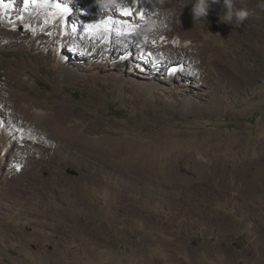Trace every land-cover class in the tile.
<instances>
[{
  "label": "rangeland",
  "instance_id": "374dc122",
  "mask_svg": "<svg viewBox=\"0 0 264 264\" xmlns=\"http://www.w3.org/2000/svg\"><path fill=\"white\" fill-rule=\"evenodd\" d=\"M192 2L129 0L123 16L94 0H5L0 75L23 86L0 109V264H264V15L248 9L240 27L259 38L245 43L223 0L195 21ZM109 17L127 22L121 35L92 38ZM25 105L50 115L46 132ZM71 125L78 147L54 133ZM106 140L133 146V163Z\"/></svg>",
  "mask_w": 264,
  "mask_h": 264
},
{
  "label": "bare ground",
  "instance_id": "6f19581e",
  "mask_svg": "<svg viewBox=\"0 0 264 264\" xmlns=\"http://www.w3.org/2000/svg\"><path fill=\"white\" fill-rule=\"evenodd\" d=\"M159 1V0H158ZM129 2V0H125V3ZM259 0H245V1H237L236 5L237 4H243L244 8H247V9H250L252 10L254 13H255V17L256 19H261L264 15V11H261L257 8V4H258ZM160 5V3H159ZM235 5V6H236ZM237 7V6H236ZM122 8V7H121ZM124 8V7H123ZM153 9V8H152ZM155 10V8H154ZM160 10V8H159ZM154 12V11H153ZM152 12V13H153ZM160 12V11H159ZM151 13V14H152ZM149 16V15H148ZM186 34H188V39H190V41H195L197 39H199V41L201 42L202 45H204L205 47L209 48V45L206 41L204 40H200V36L201 34L200 33H194V27L190 26V27H187L185 29ZM233 40H239V41H242V42H245V43H250L251 40H256V38L258 37V35L256 34V31L255 29H252V28H248V29H244V28H241L240 26L239 27H235L234 26V32H233ZM259 38V37H258ZM184 37L182 38L181 41H179V43L181 44L183 42ZM185 42V41H184ZM255 42V41H254ZM73 44V43H72ZM71 44V45H72ZM178 44V43H177ZM256 44V43H255ZM230 46L231 44L227 43V46ZM73 46V49L74 48H77V45H72ZM81 46V45H80ZM181 46V45H180ZM80 48V47H78ZM85 48V47H84ZM81 49V48H80ZM229 49V48H227ZM218 50V49H217ZM230 50V49H229ZM219 51V50H218ZM178 52V51H177ZM231 52V51H230ZM169 54V53H168ZM221 54V52H220ZM179 55V54H178ZM224 56V54H222ZM217 56H220V55H217ZM221 57V56H220ZM219 60L221 61H225L224 63L226 64V66H229L235 70H237V67H236V64L235 65H229L227 60L228 58L226 57L223 58H219ZM221 61V62H222ZM196 66V65H195ZM225 65L223 64H220V66L218 67L219 69L221 68V70H225L226 67H223ZM234 66V67H232ZM198 67V66H196ZM195 68V67H194ZM217 69V68H216ZM8 70V69H7ZM1 74V73H0ZM248 74V73H247ZM249 75V74H248ZM246 76V75H245ZM244 76V77H245ZM0 82L2 83L0 86V91H1V96H0V109L6 107V103L9 102L7 100L11 99L14 94H13V89L17 88L18 86H23L22 84V79L20 78V74L18 72H13L11 73L10 71H5L2 75H0ZM3 99V100H2ZM9 105V103H8ZM5 106V107H4ZM33 106V105H32ZM32 106H29V107H26L25 105V110H24V114L25 116L29 117L30 118V121L31 123L33 124V126L38 130V131H44L46 132L48 128V123L50 121V115H47V114H43V115H40V114H35L34 112H32L33 108ZM7 109V108H6ZM20 109V108H18ZM20 111V110H19ZM35 111V110H34ZM38 112V111H36ZM58 115V114H57ZM54 116V115H53ZM26 118V117H25ZM55 118V117H54ZM53 118V119H54ZM66 118V117H65ZM28 119V118H27ZM63 119V117H62ZM33 128V127H32ZM65 128V127H64ZM34 130V129H33ZM84 131V130H83ZM56 133L55 136L58 137L59 140L67 143V144H70L72 147H78L79 144H80V140H81V131L77 128V126L75 125H71V126H68V128L64 129V130H60L59 132H54ZM47 138V137H46ZM114 140V139H113ZM97 141V140H96ZM108 142H110L109 140L105 141L103 143V145L107 144ZM63 145V144H62ZM68 147V146H67ZM106 147V146H105ZM132 150L133 146H129ZM108 148L111 149V155L112 156V159L115 157V159L117 160V162L122 165L124 164L125 166H130L133 162H130V164L127 162V159H129V157L127 156V151L130 150V148H128V144L126 143V141H119V142H116L115 144H112V143H108ZM105 150V149H104ZM130 150V151H131ZM100 151V150H99ZM208 152V151H207ZM142 153V152H141ZM216 153V152H215ZM214 153V154H215ZM105 154V153H104ZM155 154V153H154ZM210 155V154H209ZM220 156V155H218ZM217 156V157H218ZM143 157V156H142ZM110 158V157H109ZM200 158V157H198ZM206 158V157H205ZM212 158V157H211ZM221 158V157H220ZM134 159V158H133ZM145 158H143L144 160ZM194 159V158H193ZM213 159V158H212ZM215 159V158H214ZM132 160V159H130ZM138 160V159H137ZM133 161V160H132ZM141 161V160H140ZM201 161V160H200ZM199 161V163H200ZM206 161V160H205ZM210 161V160H209ZM208 161V162H209ZM217 161V160H216ZM221 161V159H220ZM135 162V161H134ZM211 162V161H210ZM213 162V161H212ZM126 163H128V165H126ZM197 163V162H196ZM195 164V163H194ZM208 164V163H207ZM135 165L137 166H140L138 163H136ZM134 165V166H135ZM206 165V164H205ZM128 166V167H129ZM136 166V167H137ZM142 166V165H141ZM199 166V165H198ZM132 167V166H131ZM138 169V168H137ZM248 176H251V177H257L259 176V174L257 172H251ZM250 177V178H251ZM255 179V178H254ZM258 178H256L255 180H257Z\"/></svg>",
  "mask_w": 264,
  "mask_h": 264
},
{
  "label": "clouds",
  "instance_id": "9594fccd",
  "mask_svg": "<svg viewBox=\"0 0 264 264\" xmlns=\"http://www.w3.org/2000/svg\"><path fill=\"white\" fill-rule=\"evenodd\" d=\"M218 3H220V0H193V7L191 11L194 21L206 18L210 5ZM236 3L237 0H223V7L226 9V11L223 13L222 22L239 27L249 15H252V12L247 8H236ZM94 5L97 7L100 13H111L125 6V0H94ZM257 8L261 11H264V0H259ZM166 11L167 10L162 9L161 15L163 16V13ZM158 28L159 21L156 18L150 16L141 25V35L145 38L153 37L156 35Z\"/></svg>",
  "mask_w": 264,
  "mask_h": 264
},
{
  "label": "snow or ice",
  "instance_id": "6c2138e0",
  "mask_svg": "<svg viewBox=\"0 0 264 264\" xmlns=\"http://www.w3.org/2000/svg\"><path fill=\"white\" fill-rule=\"evenodd\" d=\"M5 6H6L5 0H0V8H3ZM7 6H11V3H9ZM30 6H36V7L41 6L40 0H24V9L23 10L27 11ZM55 7L57 9H60L61 11H67L68 10L67 6L62 7L61 4H59V3H57L55 5ZM118 10L120 12V15H123V16L131 15V12L127 9H118ZM141 18H143V17H141ZM21 19H22V17H21ZM126 23H127L126 21H120V20H116L114 18L109 17L99 24L90 25L89 28L93 30L92 38L95 37L96 32H102L104 34L105 38H107L108 34L114 32V31L116 32L117 35H121V32L117 31V29L114 26L115 25H121L122 26ZM73 30L75 31V29H73ZM17 170H19V166H17Z\"/></svg>",
  "mask_w": 264,
  "mask_h": 264
},
{
  "label": "water",
  "instance_id": "95a60500",
  "mask_svg": "<svg viewBox=\"0 0 264 264\" xmlns=\"http://www.w3.org/2000/svg\"><path fill=\"white\" fill-rule=\"evenodd\" d=\"M211 20H212L214 23H216V22L219 21L217 17H212ZM213 30H214L215 32H219V31H220V30H219V27H218L217 25H214V26H213Z\"/></svg>",
  "mask_w": 264,
  "mask_h": 264
}]
</instances>
